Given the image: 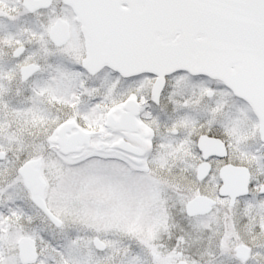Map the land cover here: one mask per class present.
<instances>
[{
	"label": "snow or ice",
	"instance_id": "1",
	"mask_svg": "<svg viewBox=\"0 0 264 264\" xmlns=\"http://www.w3.org/2000/svg\"><path fill=\"white\" fill-rule=\"evenodd\" d=\"M0 264H264V0H0Z\"/></svg>",
	"mask_w": 264,
	"mask_h": 264
}]
</instances>
